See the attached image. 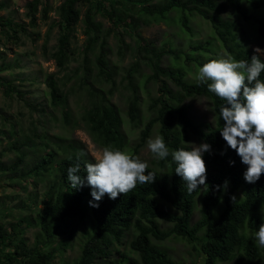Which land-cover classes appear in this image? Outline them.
I'll return each instance as SVG.
<instances>
[{
	"label": "trees",
	"instance_id": "trees-1",
	"mask_svg": "<svg viewBox=\"0 0 264 264\" xmlns=\"http://www.w3.org/2000/svg\"><path fill=\"white\" fill-rule=\"evenodd\" d=\"M80 2H86L88 5L82 18L87 34L85 51L98 43L99 51L95 57L97 75L111 83H114V71L109 66L106 40L99 41L100 23L94 20L99 11L104 13L114 28L123 26L135 30L140 22L138 15L146 14L151 20L159 22L166 20L170 11L176 10L179 12L178 21L182 29L188 33L192 32L189 15L196 12L211 24L214 38L229 55L236 60H250L255 53L237 34L235 22L222 19L217 12L221 4L226 3L243 20L249 21V8L264 7V0H165L160 4L152 3V0H62L56 7L58 18L53 22L58 26V36L52 53L55 65L60 70L67 65L72 54L71 39L74 26L80 19ZM125 3H138L140 7L134 12ZM40 4L41 18L47 19L50 9L47 0H30L27 3L30 17L28 24L31 26L37 24L36 11ZM2 6L4 4H0V7ZM254 23L257 36L264 39V17L254 18ZM0 29L10 31L11 37L17 39L18 32L24 31L25 26L0 16ZM139 39L144 41L141 37ZM146 45L149 47V43L144 42V46ZM211 45L212 39H207L203 43L191 45L190 48L193 51L208 52L211 51ZM186 58L192 59L188 54ZM193 60L197 58L193 57ZM261 61L264 62L262 59ZM85 63L86 61L84 70L90 74L91 68ZM155 68V79L162 74L172 81L176 89L166 82L159 85L158 95L151 98L152 116L140 130L134 145H129L124 133L120 109L110 101L109 96L113 92L111 88L107 91L102 88L90 90L89 106L81 114V120L92 140L98 145L103 148L113 145L134 155H137L145 144L156 123L159 124V135L164 137L170 149L187 148L186 143L190 136H196L211 146V152H206L203 157L207 169L206 185H200L198 190L188 193L183 179L175 174L176 165L169 156L167 160L158 161L157 167L149 165L148 170L156 173L153 183H138L134 190L126 195L121 194L116 200L109 199L106 194L99 202V207H91L89 202L93 198L90 187L73 189L67 179V170L79 162V175L86 176L85 164L95 161L75 141H69L64 147L56 145L55 148L45 149L39 161L27 172L34 175L47 172L51 177L40 199L41 207L35 206L33 200L35 209L31 218L20 217L8 226L0 223V248H4L0 253V264H55L52 244L58 230L69 219L81 216L85 211L90 214V228L80 253L74 260L62 261L59 264H101L102 261L106 264H178L170 258L165 249L153 242V239L161 241L171 235L192 242L202 264L264 262V249L258 248L246 233V230H258L264 223V174L254 184L244 180L243 173L247 166L241 163L240 157L227 146L219 132L223 124L219 108L225 101L209 92L206 84L189 80L184 65H156ZM5 69L6 67L0 66V72ZM135 72L137 66H132L126 74L131 90L127 101V116L133 124H137L141 119L139 87L133 78ZM260 78L264 80V73ZM6 82L5 90L10 95L13 89L10 81ZM44 82L48 88L50 103L60 107L63 120L70 123L68 96L60 87L54 73H47ZM195 95L210 99L214 112L213 123H198L189 115L188 106L183 102L185 98ZM32 144L28 140L20 142L19 145L15 144L13 148L19 152L16 161L0 168L16 172L18 164L25 157L21 147ZM229 161H235V164L230 165ZM226 180L228 184L225 188ZM236 191L241 192L240 197L234 196ZM197 197L200 216L191 222ZM159 220L170 222L172 226L162 230ZM23 224L37 228L31 245L23 235ZM125 231L132 233L128 246L136 256L114 247L115 243H122ZM67 245L68 241H62L63 247ZM114 250L119 254V258H112Z\"/></svg>",
	"mask_w": 264,
	"mask_h": 264
},
{
	"label": "rangeland",
	"instance_id": "rangeland-1",
	"mask_svg": "<svg viewBox=\"0 0 264 264\" xmlns=\"http://www.w3.org/2000/svg\"><path fill=\"white\" fill-rule=\"evenodd\" d=\"M29 1L0 0V4H4L0 7V16L23 23L25 26L24 31L18 32L17 39L11 37L10 31L0 29V66L6 67L0 72V82H2L0 86V167L9 166L16 161L19 152L13 148L15 144L19 145L26 140L33 143L31 146L21 147L25 157L18 164L16 172L0 168V223L5 226L14 223L20 217L31 218L35 206L41 207L40 199L51 177L47 175V172L41 175L27 172L39 161L45 149L55 148L56 145L64 147L69 141H75L94 161L101 155L103 147L92 140L81 120V114L89 106L90 90L94 91L96 88H102L104 91L110 88L113 90L109 96L110 101L120 109L123 130L129 145L132 146L137 142L145 122L152 116L151 98L158 95L159 85L166 82L176 89L172 81L162 74L155 79L153 72L156 65L169 67L179 63L187 69V78L196 80V73L204 63L210 59L229 55L214 38L211 24L196 12L189 15L192 32L188 33L182 29L178 21L179 12L176 10L170 11L167 19L159 22L151 20L146 14L138 15L140 22L135 30L123 26L114 28L104 13L99 11L94 17V20L100 23L99 41L106 40L109 66L114 71V83L107 82L97 75L95 68V57L99 51L98 43L92 49L85 51L87 34L84 31L82 18L88 5L86 2H80L78 3L80 19L74 26L71 39L72 54L67 65L60 70L55 65L52 53L58 36V26L53 22L58 18L56 7L62 0H47L50 8L47 19L41 18L42 4L38 5L35 26L28 24L30 17L27 3ZM164 1L152 0V3L160 4ZM125 5L134 12H137L140 7L138 3H125ZM248 13L251 19L243 20L226 3H222L217 12L222 19L235 22L237 34L252 51L256 47L264 49V39L257 36L254 23V18L264 17V7L249 8ZM143 17L147 20L146 22L143 21L145 20ZM207 39H212L211 51H193L190 48L191 45L203 43ZM144 42L149 43V47L144 46ZM186 54L192 59L187 60ZM193 57L197 60H193ZM259 57L264 61V56ZM84 61L91 68L90 74L84 70ZM132 66H137V72L133 74V78L139 87L140 96L141 119L137 124L130 123L127 116V101L131 90L127 84L126 74L128 68ZM47 73H54L60 87L68 96L70 123L63 120L60 107L50 103L48 88L44 82ZM7 80L10 81L13 89L10 95L5 90ZM183 103L187 104L189 115L195 122L213 123L214 112L209 98L195 95L185 98ZM157 135H159L158 123L153 126L149 138L154 139ZM148 139L137 155L146 160L150 166L157 167L158 161L153 158L147 146ZM187 143L199 145L204 142L191 135ZM234 196L240 197L241 192L236 191ZM33 200L35 206L32 203ZM167 208L170 207L167 206ZM199 216L200 203L197 197L191 222L196 221ZM158 222L162 230L172 226V223L164 220ZM23 228V235L31 245L37 228L25 224ZM89 228L90 214L87 211L61 225L52 244L55 251V264L66 260L72 261L79 255ZM246 233L251 237V231L246 230ZM131 238L132 233L125 231L122 243H115V249L136 256L128 246ZM62 241H68V245L63 247ZM153 242L165 249L175 263L202 264L193 243L185 238L171 235L161 241L153 239ZM3 250L4 248H0V253ZM114 257H120L115 250L112 255V258ZM101 264L106 263L102 261ZM218 264H232V262H218Z\"/></svg>",
	"mask_w": 264,
	"mask_h": 264
},
{
	"label": "clouds",
	"instance_id": "clouds-1",
	"mask_svg": "<svg viewBox=\"0 0 264 264\" xmlns=\"http://www.w3.org/2000/svg\"><path fill=\"white\" fill-rule=\"evenodd\" d=\"M250 60H236L227 55L210 59L196 73L198 83L206 84L207 90L214 93L225 103L219 108L223 121L219 130L227 146L240 157L246 165L243 173L247 183H256L264 174V49L256 47ZM187 148L170 149L163 136L149 138L147 146L157 161L171 156L175 174L180 176L188 193L206 185L207 169L204 154L211 152L208 143H186ZM222 155L224 153H221ZM234 165L235 161H229ZM149 163L139 155L130 154L113 145L103 148L101 155L93 163L85 164L86 176L79 175L80 163L67 170V179L73 189L88 186L91 189V207H99V202L107 194L116 200L137 187V184H151L156 173L149 171ZM147 173V174H146ZM228 181L224 182L226 188ZM220 186H217L219 188ZM235 202V197H233ZM256 246L264 249V223L258 230L251 232Z\"/></svg>",
	"mask_w": 264,
	"mask_h": 264
}]
</instances>
